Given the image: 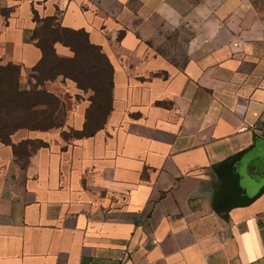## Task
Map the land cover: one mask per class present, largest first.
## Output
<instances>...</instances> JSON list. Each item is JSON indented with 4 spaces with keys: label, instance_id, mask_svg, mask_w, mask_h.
<instances>
[{
    "label": "crops",
    "instance_id": "1",
    "mask_svg": "<svg viewBox=\"0 0 264 264\" xmlns=\"http://www.w3.org/2000/svg\"><path fill=\"white\" fill-rule=\"evenodd\" d=\"M52 17L110 61L112 109L91 137H63L79 104L11 137L45 147L0 141V264H264V0H0L1 64L33 70ZM238 155L254 200L225 219L215 166Z\"/></svg>",
    "mask_w": 264,
    "mask_h": 264
},
{
    "label": "trees",
    "instance_id": "2",
    "mask_svg": "<svg viewBox=\"0 0 264 264\" xmlns=\"http://www.w3.org/2000/svg\"><path fill=\"white\" fill-rule=\"evenodd\" d=\"M38 22H40L41 25L35 31L34 38L37 40V47L42 51V59L39 64L33 68V71L40 74L39 78H44L46 72L58 68V76H63L65 79L71 80L76 84L78 89L85 90V85H83L82 81L74 75V73H79V70L73 68L72 65L80 62V60L78 61L80 50L83 49L89 53H95V55L102 59L105 66L101 65L100 62H95V60L94 64L89 63L90 71L93 72L92 80L96 83L94 86H90L89 89L94 90L95 94L99 95L101 90H104L109 83V115L113 101V66L106 55L102 53L101 48L90 44L87 33L63 28L58 23L57 17L48 18ZM70 36L73 38H70L71 41L68 39ZM56 43H62L69 47L74 54L73 57H59L55 50ZM49 58L55 59V62H58V64H48ZM20 77V66L14 64L2 65L0 62V141L5 145L13 146L17 154L24 155L26 153L25 147L30 145L33 150H36L40 147H45L46 143L41 140L26 141L19 146H15L12 144L11 137L17 131L22 129L30 131H50L51 129L54 130L53 128L63 129L64 125H56L55 123V112L59 106V98L44 91L41 95L42 102H38L39 98L37 97H35L37 99L33 101L32 98L34 97V94L20 91ZM48 79L49 78H46L44 80ZM38 81L40 82V79ZM92 104L94 105L95 102L92 101ZM38 107H44V111L39 112L37 110ZM90 114L91 108H88L86 112V122L82 130L76 131L73 129H67L63 132V137L67 140L73 138L81 139L94 136L98 131L103 129L107 119L101 124H94L96 126L92 127ZM70 133L74 135L73 138L69 137ZM240 156L241 155H238L215 166V170L221 176L223 183L217 188V193L213 200V208L225 219L228 218V212L231 209V206H227L229 198L231 200V197H234L235 199L238 196L239 201L237 204H234L238 206L248 205L254 200L253 198L245 196V192L239 186V178L236 174L235 164Z\"/></svg>",
    "mask_w": 264,
    "mask_h": 264
},
{
    "label": "rangeland",
    "instance_id": "3",
    "mask_svg": "<svg viewBox=\"0 0 264 264\" xmlns=\"http://www.w3.org/2000/svg\"><path fill=\"white\" fill-rule=\"evenodd\" d=\"M71 36L68 38L70 40ZM73 39V38H71ZM71 41V40H70ZM79 43V42H76ZM171 46V49L174 47L178 49L179 47H183V43L178 42H171L169 43ZM168 45V44H167ZM51 65H56L58 62H55V59L49 58L48 59ZM77 64H73L72 67L76 70H79V73H74L76 78H79L83 85H85V90H80L79 93L81 95H73L74 93H71V88L69 85H71V80L65 79L63 76H58V68L53 69L50 72H46L44 78H39L40 74L38 72H35L33 70L29 71L28 74L22 78L20 77L19 80V89L21 92L34 94V97L32 98L33 101L35 99L39 98L38 102H42V92H48L53 94L54 96H57L59 98V106L57 108V111L55 112L56 117V125L63 124L65 125L64 121L66 120V117L68 116V112L73 110L74 107H77V105H83L84 107L91 108V126L95 127L94 124H101L107 119L108 110H109V83L106 85L104 90H101V93L99 95L95 94V91L92 89H89L90 86H94L96 83L93 82V72L90 71L89 63L94 64L95 62H100L101 65L105 66L103 64L102 59L92 53L87 52L86 50H80V54L78 57ZM177 61L179 63H183L185 60H173ZM110 76V72H109ZM46 78H49L48 80H44ZM40 79V82L38 81ZM63 84V85H62ZM76 85V84H75ZM40 93V94H39ZM37 97V98H35ZM92 101L95 102V104H92ZM99 104V105H97ZM37 110L39 112L44 111V107H38ZM34 118V116H33ZM27 119V118H26ZM35 119V118H34ZM31 119V120H34ZM28 120V119H27ZM55 129V128H53ZM52 130V129H51ZM69 137L73 138L74 135L72 133L69 134Z\"/></svg>",
    "mask_w": 264,
    "mask_h": 264
}]
</instances>
